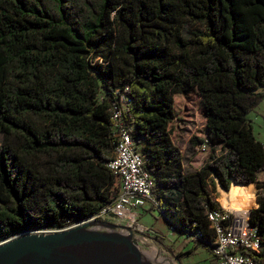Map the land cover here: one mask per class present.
Returning <instances> with one entry per match:
<instances>
[{
    "label": "trees",
    "instance_id": "obj_1",
    "mask_svg": "<svg viewBox=\"0 0 264 264\" xmlns=\"http://www.w3.org/2000/svg\"><path fill=\"white\" fill-rule=\"evenodd\" d=\"M193 92L206 118L194 144L210 153L186 173L171 124L176 97ZM123 95L168 226L209 249L217 183L241 190L242 209L250 186L264 241V143L246 117L264 98V0H0V242L117 197L108 162ZM151 239L177 261L195 253Z\"/></svg>",
    "mask_w": 264,
    "mask_h": 264
},
{
    "label": "built area",
    "instance_id": "obj_2",
    "mask_svg": "<svg viewBox=\"0 0 264 264\" xmlns=\"http://www.w3.org/2000/svg\"><path fill=\"white\" fill-rule=\"evenodd\" d=\"M129 106L130 101L123 95L120 97V103L114 106L112 114L114 156L108 162V168L116 180L117 197L83 221L69 223L62 229L34 232L53 233L88 222L103 221L133 228L147 235L153 233L147 227L136 224L139 217L137 209L147 205L158 208V203L152 192L154 182L145 170L146 154L138 149L124 123ZM199 148L206 151L207 145H199ZM250 216V210L231 212L223 207L209 212L208 220L214 234V264H264L256 258V255L264 250V241L258 228L251 225ZM170 231L176 232L173 226ZM186 238L194 240L195 237Z\"/></svg>",
    "mask_w": 264,
    "mask_h": 264
},
{
    "label": "water",
    "instance_id": "obj_3",
    "mask_svg": "<svg viewBox=\"0 0 264 264\" xmlns=\"http://www.w3.org/2000/svg\"><path fill=\"white\" fill-rule=\"evenodd\" d=\"M110 227L130 237L94 230ZM151 239L135 229L93 221L53 233L25 232L0 244V264H150L136 238Z\"/></svg>",
    "mask_w": 264,
    "mask_h": 264
},
{
    "label": "rangeland",
    "instance_id": "obj_4",
    "mask_svg": "<svg viewBox=\"0 0 264 264\" xmlns=\"http://www.w3.org/2000/svg\"><path fill=\"white\" fill-rule=\"evenodd\" d=\"M175 101V116L173 123L171 124L172 139L183 155L185 172L190 173L201 167L205 163L208 154L210 153V151H202L199 146H196L194 144L196 143L195 138L200 139L205 134L206 118L204 115L201 99L197 92L182 96L178 95ZM246 117L249 121L250 126L252 127L254 136L257 138V140L264 143V98L259 101V103L247 114ZM1 139L2 137L0 136V145ZM220 187L221 186L217 183V191L221 189ZM254 190L256 195V189L254 188ZM228 194L229 193L225 192V190H221L220 193L217 192V201L219 202L220 195H224L228 200V205H231V203L234 202V200L238 199L240 196L239 192H236L234 194L230 193L229 195ZM252 196L253 195L251 193L250 196H247V198L251 199ZM256 201L254 203H256ZM254 207L255 204L253 205L252 203H249L247 206H244V209L241 211H248L252 208L254 209ZM233 208L236 209L235 206ZM136 212L139 215L136 224L147 227L153 232L148 235L145 233L144 234L151 238H154L152 237V235L157 232L158 236L164 234V238L162 239L163 243L168 248L172 249L175 253L188 252L193 249H195V253H203L207 251L206 248L201 245L200 241H193L186 238L185 233L170 231V227H167L165 225L163 216L161 215V212L158 208L147 205L145 208L137 209ZM155 229L157 232H154ZM174 236H176L177 238L175 237V240H172L171 237ZM136 241L138 248L142 252L156 251L159 257H163L167 261H171L174 264H190L193 260V256L195 255L194 253L189 257H179L177 261L173 256L168 254L160 244H157L152 239H144L143 237H138L136 238Z\"/></svg>",
    "mask_w": 264,
    "mask_h": 264
},
{
    "label": "bare ground",
    "instance_id": "obj_5",
    "mask_svg": "<svg viewBox=\"0 0 264 264\" xmlns=\"http://www.w3.org/2000/svg\"><path fill=\"white\" fill-rule=\"evenodd\" d=\"M220 196L223 199H226V197L224 195H220ZM226 201L228 203V200L227 199H226ZM231 206H233V207L235 206V208L238 209V210L241 209L239 199L234 200V202L231 203ZM224 209H226L228 211H231V212H242V211H233L232 209H229V208H224ZM93 229L94 230H97V231H100L102 233H107V234H112V235H117V236H123V237H130L134 241V243H135L134 238H132V236H129L128 231H123V230H120V229H113V228H110V227H93ZM30 232H34V231H30ZM11 238H13V237H11ZM8 240L9 239H6V240L0 242V244L6 242ZM143 254H144L146 260L150 264H174L171 261H167L163 257H159V255H158V253H156V251H154V252H143Z\"/></svg>",
    "mask_w": 264,
    "mask_h": 264
},
{
    "label": "crops",
    "instance_id": "obj_6",
    "mask_svg": "<svg viewBox=\"0 0 264 264\" xmlns=\"http://www.w3.org/2000/svg\"><path fill=\"white\" fill-rule=\"evenodd\" d=\"M233 186V185H232ZM249 187V189H244V190H247L249 193L247 194V196H250V194L252 193V191H251V189H250V186H248ZM221 188V187H220ZM240 189V188H239ZM221 190H223L222 188L219 190V191H217L218 193H220V191ZM224 191V190H223ZM231 191V190H230ZM250 191H251V193H250ZM225 192H227V191H225ZM239 192V194H240V196H239V198L238 199H240L241 198V196H242V192H241V190H239L238 191ZM228 193H229V191H228ZM217 194V193H216ZM230 194V193H229ZM228 194V195H229ZM252 195H253V193H252ZM246 196V197H247ZM254 196V195H253ZM252 196V198L254 199V202L256 201L255 200V198ZM219 202L223 205V207L224 208H229V209H232L233 211H241V210H243L242 209V201H241V209L240 210H238V209H234L231 205H228V203H227V201H226V199H223L221 196H220V198H219ZM255 204V207L254 208H256V203H254ZM253 209V208H252ZM251 210V209H250ZM249 211V210H248ZM242 212H244V211H242ZM247 212V211H246ZM163 221H164V223H165V225L167 226V227H169L168 226V224L166 223V221H165V219L163 218ZM154 232H157L156 231V229L154 230ZM158 233V232H157ZM157 233H155V234H153L152 235V237H154L155 239L157 238L158 240H160V241H162V239L164 238V234H161V236H158V234ZM175 237L176 236H174V237H171V239L172 240H175ZM177 238V237H176ZM163 242V241H162ZM206 252H203V253H198V252H196L195 253V255L193 256V260L191 261V263L190 264H214V259H213V256H212V247H210L209 249H207L206 248Z\"/></svg>",
    "mask_w": 264,
    "mask_h": 264
}]
</instances>
